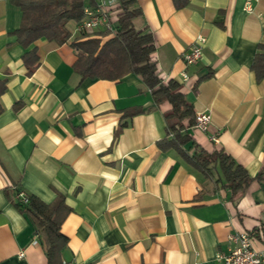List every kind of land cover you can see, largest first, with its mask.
I'll return each mask as SVG.
<instances>
[{
  "label": "crops",
  "instance_id": "0c3cea01",
  "mask_svg": "<svg viewBox=\"0 0 264 264\" xmlns=\"http://www.w3.org/2000/svg\"><path fill=\"white\" fill-rule=\"evenodd\" d=\"M136 5L141 14L133 25L155 36L161 75L179 81L195 113L211 112L207 131L189 132L209 150L222 146L256 176L264 165V78L257 81L251 65L263 51L264 0ZM21 19L20 7L0 0V79H7L0 97V264H47L33 224L14 204L19 190L47 203L64 193L71 209L61 227L65 261L224 264L217 255L240 230H258L254 247L264 253V180L232 198L175 149L162 150L157 141L167 135L170 105H155L135 73L82 79L70 41L36 40L29 48H37L40 64L28 75L14 33ZM75 27L71 40L80 34ZM198 35L207 39L202 57L186 65L183 53Z\"/></svg>",
  "mask_w": 264,
  "mask_h": 264
},
{
  "label": "trees",
  "instance_id": "16d2710c",
  "mask_svg": "<svg viewBox=\"0 0 264 264\" xmlns=\"http://www.w3.org/2000/svg\"><path fill=\"white\" fill-rule=\"evenodd\" d=\"M120 9L116 12V31L100 30L83 32L73 40L70 24L79 23L84 17L85 0H11L22 11L20 26L15 30L18 42L25 48L23 61L27 74L31 75L39 66L37 48H29L41 37L58 44L71 43L78 51L74 63L82 79L119 80L129 73L139 75L150 89L155 105L168 103L165 111L167 135L158 140L162 150L175 149L182 159L203 177L220 184L232 198L242 197L255 180H264V165L256 176L238 163L222 146L213 145L209 150L201 146L189 129L194 127L196 113L181 84L174 78H165L159 72L155 55L156 41L152 32L137 30L133 20L141 9L137 0H118ZM177 8L188 4V0H174ZM92 3L95 0H91ZM263 51L257 53L251 65L257 81L264 78ZM7 88V79H0V97ZM22 103L19 102L21 106ZM3 107L0 103V113ZM135 112H138L135 111ZM134 112H125L131 117ZM128 122L121 123L120 127ZM22 190H19V192ZM25 192V191H24ZM14 199L15 206L33 224L35 232L45 249L47 264H61L68 237L62 232V224L71 211L65 195L57 193L56 199L47 203L32 193Z\"/></svg>",
  "mask_w": 264,
  "mask_h": 264
},
{
  "label": "built area",
  "instance_id": "2783aa9c",
  "mask_svg": "<svg viewBox=\"0 0 264 264\" xmlns=\"http://www.w3.org/2000/svg\"><path fill=\"white\" fill-rule=\"evenodd\" d=\"M245 10H252L251 1H246ZM118 0H98L94 5L84 7V17L76 24L75 31L78 33H93L100 30L115 33L116 28L113 24L112 13L118 10ZM207 39L204 35H198L196 41L183 53V60L186 65L197 63L203 54V47ZM189 75L187 72L181 73V81L187 82ZM211 122V112L199 111L196 113L194 127L202 131L209 129ZM17 197L24 199L26 194L20 191ZM258 230H243L229 234L230 241L227 253H219L217 259L224 264H264V253L257 251L254 247V239ZM61 264H78L75 260L65 261Z\"/></svg>",
  "mask_w": 264,
  "mask_h": 264
},
{
  "label": "rangeland",
  "instance_id": "374dc122",
  "mask_svg": "<svg viewBox=\"0 0 264 264\" xmlns=\"http://www.w3.org/2000/svg\"><path fill=\"white\" fill-rule=\"evenodd\" d=\"M70 27H73V23H72V24H70Z\"/></svg>",
  "mask_w": 264,
  "mask_h": 264
}]
</instances>
